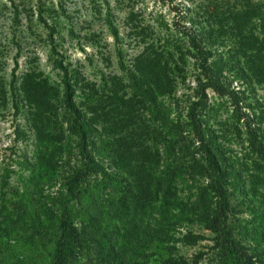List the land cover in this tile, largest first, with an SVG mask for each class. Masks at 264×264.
<instances>
[{"label":"trees","instance_id":"obj_1","mask_svg":"<svg viewBox=\"0 0 264 264\" xmlns=\"http://www.w3.org/2000/svg\"><path fill=\"white\" fill-rule=\"evenodd\" d=\"M202 1L185 7L189 25L178 31L179 36L161 34L144 27L134 14L129 16L131 35L143 48L131 68H121L127 84L114 82L117 87L105 98V116L121 119L120 135H110L105 128V208L95 197L83 205V191L76 183L85 174L68 178L53 254L43 264H115L101 253L102 243L118 264H178L177 245L190 243L194 227L215 235L218 264H253L232 241L231 231H225L235 178L203 118L208 90L234 95L228 88L231 78L254 85L248 91L254 124L248 134L264 166V0ZM47 27L52 37L54 30ZM110 27L118 41L119 33ZM53 65L62 73L61 103L70 115L79 153L95 165L88 125L74 102L68 70L62 60ZM188 75L195 83L192 89L186 87L191 93L178 96ZM256 86L262 88V98H255ZM126 89L129 92L118 94ZM21 92L35 110L32 127L40 136L54 114L51 100L58 89L40 80L31 88L25 76ZM139 109L156 128L136 113ZM35 177L33 171L31 179ZM7 187L6 182L0 184V235L14 237L33 226L25 220L23 193L12 190L14 196L5 198ZM72 205L87 214L88 228L75 225ZM40 217L36 215L33 235L41 233ZM0 264H10L8 256L0 258Z\"/></svg>","mask_w":264,"mask_h":264},{"label":"rangeland","instance_id":"obj_2","mask_svg":"<svg viewBox=\"0 0 264 264\" xmlns=\"http://www.w3.org/2000/svg\"><path fill=\"white\" fill-rule=\"evenodd\" d=\"M202 2L0 0V184H8L5 198L14 196L12 190L23 193L25 220L33 226L14 237L0 235V258L8 256L10 264H43L50 260L53 234L61 219L70 177L85 174L76 183V188L83 191V205L89 203L90 197H95L105 208V128L110 135L121 134L118 128L121 119L105 116V98L117 87L114 82L127 84L126 73L121 68H131L143 48L131 35L128 18L134 14L144 27L179 36L178 31L189 25L185 7L193 8ZM46 25L54 30L52 37ZM110 26L119 33L118 41L111 35ZM54 60H62L68 70L74 102L88 125L95 165L87 164L79 153L70 115L61 103L62 73L54 67ZM188 68L190 70L191 66ZM25 76L31 88L40 80L59 92L51 100L54 114L49 126L46 125L48 129H42L40 136L32 127L37 122L35 110L21 92ZM229 80L228 88L234 95L207 91L203 121L208 135L220 144V157L235 178L224 217L225 231H231L232 241L253 264H264V166L248 134L249 128L254 126L248 107L253 104V97L250 99L248 91L254 85L235 78ZM194 84L192 75H188L178 96L190 94L191 90L186 87L192 89ZM262 91L256 86L255 98H262ZM127 92L126 89L118 94ZM136 113L142 114L145 121L149 120L142 110ZM254 121L256 123L257 119ZM132 122L136 125V118ZM147 123H153L156 128L154 122ZM33 171L36 177L31 179ZM72 206L75 225L88 228L87 214L79 211L78 206ZM17 213L18 210L14 216ZM38 214L42 221L41 233L37 230L33 235ZM214 238L215 235L204 228H192L190 243L177 245L178 264H218L220 255L218 248L213 247ZM100 251L118 264L105 243Z\"/></svg>","mask_w":264,"mask_h":264}]
</instances>
